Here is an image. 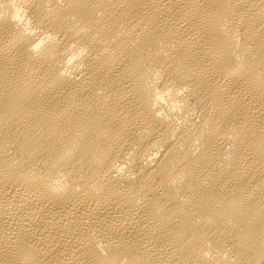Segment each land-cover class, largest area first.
<instances>
[{"label":"bare ground","instance_id":"6f19581e","mask_svg":"<svg viewBox=\"0 0 264 264\" xmlns=\"http://www.w3.org/2000/svg\"><path fill=\"white\" fill-rule=\"evenodd\" d=\"M0 264H264V0H0Z\"/></svg>","mask_w":264,"mask_h":264}]
</instances>
